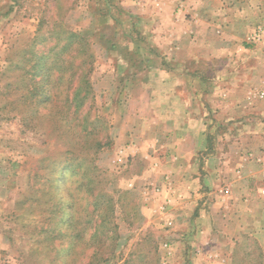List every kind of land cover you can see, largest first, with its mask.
Segmentation results:
<instances>
[{
  "label": "rangeland",
  "instance_id": "obj_1",
  "mask_svg": "<svg viewBox=\"0 0 264 264\" xmlns=\"http://www.w3.org/2000/svg\"><path fill=\"white\" fill-rule=\"evenodd\" d=\"M263 28L264 0H0V264H200L187 188L151 170L157 101L201 72L227 170L264 152ZM208 202L231 232L232 205ZM215 237L230 264H264L248 237Z\"/></svg>",
  "mask_w": 264,
  "mask_h": 264
},
{
  "label": "crops",
  "instance_id": "obj_2",
  "mask_svg": "<svg viewBox=\"0 0 264 264\" xmlns=\"http://www.w3.org/2000/svg\"><path fill=\"white\" fill-rule=\"evenodd\" d=\"M187 24L191 27L187 29V33H190V29L194 30L195 27H198L188 22ZM199 75L201 72L196 74L194 71L188 72L187 70V82L172 86L173 92L183 93L187 101L183 99L176 102L177 98L166 101V97L162 95L158 98L160 120L158 130L153 136L152 146L153 149L158 148L160 153L155 156L157 160L153 159L152 163H156V166L151 170H159L162 174L168 172L173 174L177 190L174 191L176 195L179 194L180 190L187 188V198H190L187 199V208L188 211L193 209L191 213L187 211V253L194 255V257L190 256L193 262L201 264L205 262V258H208L214 264H230V255L228 258L224 256L218 248V240L217 244L211 242L212 236L223 238V240L230 237V243L233 245L238 238L245 236V238L248 237L247 239L262 247L263 250H261L264 253V195L260 193V190L264 188V169L258 161V159L264 160V152H257L252 148L253 152H247L241 159L242 162L231 165L230 172L227 170L228 165L223 162L224 150H219L210 144L214 140L208 132L210 123L208 120L210 118L203 111L205 105L202 102V98L206 97L207 99L209 87L208 92H206L208 84L200 79ZM191 76L196 77L190 79ZM249 86L243 90L244 93H247L244 98L249 100H233L232 105L234 104L236 108H242L245 102L246 104L252 103V97L249 95L252 91ZM240 87L238 86L237 90ZM170 89L171 87L168 88L169 92ZM158 90L163 94L167 88L160 83ZM255 91L253 90V92ZM168 102L172 104L170 105ZM172 106L174 108H171ZM164 119L168 120L163 121ZM228 173L229 175H227ZM224 175L228 176L225 186L222 184L218 186L217 182H224V179L221 178ZM253 182L254 184L257 183L255 187L252 186ZM257 185L259 186L256 187ZM224 187L227 188L226 194L222 193ZM212 189L215 191H209ZM190 192L200 193L198 196H193ZM209 197H213L219 203L221 199L223 204L232 205L233 230L231 232L227 229L219 232L218 228L214 230L211 228L213 218L203 213L206 205L207 208L211 205L208 202ZM243 206L246 209L240 212V208ZM246 220L254 222L251 224ZM201 223L205 227H201ZM219 228L223 229V226ZM230 247H228L229 250Z\"/></svg>",
  "mask_w": 264,
  "mask_h": 264
},
{
  "label": "built area",
  "instance_id": "obj_3",
  "mask_svg": "<svg viewBox=\"0 0 264 264\" xmlns=\"http://www.w3.org/2000/svg\"><path fill=\"white\" fill-rule=\"evenodd\" d=\"M259 96L261 97V98H263L264 97V91L263 92H260V94H259ZM258 161L261 163V165H262V167H263V169H264V160H260V159H258ZM227 192V191H226ZM260 193L262 194V195H264V188H262L261 190H260Z\"/></svg>",
  "mask_w": 264,
  "mask_h": 264
},
{
  "label": "trees",
  "instance_id": "obj_4",
  "mask_svg": "<svg viewBox=\"0 0 264 264\" xmlns=\"http://www.w3.org/2000/svg\"><path fill=\"white\" fill-rule=\"evenodd\" d=\"M72 45H73V44L71 43V46H72ZM255 244L257 245V243H255ZM257 246H258V245H257ZM260 251H261V250L259 249V257H260Z\"/></svg>",
  "mask_w": 264,
  "mask_h": 264
}]
</instances>
